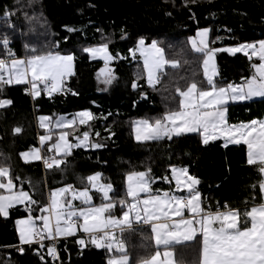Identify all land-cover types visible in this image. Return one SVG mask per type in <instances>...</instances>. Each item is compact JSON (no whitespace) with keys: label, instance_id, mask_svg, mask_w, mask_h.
Here are the masks:
<instances>
[{"label":"trees","instance_id":"obj_1","mask_svg":"<svg viewBox=\"0 0 264 264\" xmlns=\"http://www.w3.org/2000/svg\"><path fill=\"white\" fill-rule=\"evenodd\" d=\"M5 11L11 21H0V36L7 35L13 41L19 57H27L29 50L36 48L40 53L72 54L75 60L74 75L65 82L75 95L54 93L50 98L41 92L32 99L23 84L5 85L0 94V100L12 101L10 107L0 110V165L10 167L13 178L21 179L17 184L37 201L31 207L33 218L48 204L50 190L69 184L82 189L84 178L95 173H101L102 181L113 186L111 197L116 200L125 197L126 175L131 171L151 169L154 189H173L174 184L163 179L170 178L172 167H185L200 180L198 189L206 207L228 204L244 209L260 200L261 174L256 166L247 164L245 145L225 146L221 140L205 145L196 133L138 142L132 122L161 117L177 105L176 86L183 89L192 80L204 79L202 56L193 52L189 43L198 29L210 30L211 49L264 40V0H0V15ZM10 22L14 27H9ZM140 38L147 43L157 41L166 59L179 62L176 68H165L156 90L146 83L140 56L134 57L130 51ZM103 43L114 57L111 65L115 71L111 73L115 79L110 85L100 80L102 75L98 78L105 63L82 51ZM253 62L240 52L219 53L217 81L222 85L242 83L251 76ZM133 83L138 87L133 88ZM33 104L38 106L36 111ZM85 110L96 118L65 130H70L74 140L87 131L90 140L103 147L74 149L61 164L63 170L55 166L43 169L41 160L24 162L20 158V152L39 147V137L46 132L37 123L39 115H71ZM263 118L264 98L228 105L231 124ZM17 127L21 132L15 133ZM41 148L44 156L51 157L49 145ZM27 208H13L8 218L0 215V264H57L49 258L40 259L33 245H24L19 253L12 248L19 244L15 220L30 214ZM115 209L123 210L119 205ZM150 235L147 227L123 234L130 264H140L142 258L155 254L157 248ZM77 241L60 240L62 264H108L111 253L106 249L88 242L81 246ZM173 248L178 264H198L199 243Z\"/></svg>","mask_w":264,"mask_h":264},{"label":"snow or ice","instance_id":"obj_2","mask_svg":"<svg viewBox=\"0 0 264 264\" xmlns=\"http://www.w3.org/2000/svg\"><path fill=\"white\" fill-rule=\"evenodd\" d=\"M33 2L35 0H29V3ZM195 2L196 0H192V3ZM9 15L5 11V20ZM9 27L14 25L9 24ZM67 30L76 31L73 28ZM208 31L204 29L197 32L199 39L189 38L192 51L202 56L204 79L192 80L183 89L176 86L175 93L179 97L177 105L161 117L133 121L135 139L138 142L171 140L174 136L196 133L201 136L205 145L217 139H223L225 146L243 144L247 149V164L256 166L262 176L259 189L264 199V119L231 124L226 115L230 102L251 100L254 97L264 98V40L231 48L211 49L206 39ZM8 45V37L0 36V46L6 50L5 58H0V94L3 93L5 85L11 84L30 86L27 90L33 99L40 96L42 90L50 98L54 93L72 92L65 83L68 77L74 75L72 54L62 55L52 51L40 53L36 48H31L30 55L19 59ZM82 51L90 54L93 59L104 60L105 68L101 69L98 78L105 74L102 82L110 85L115 76L107 67L113 59L108 51V44L85 47ZM130 51L134 57L139 51L143 58L147 83L153 90H156V85L161 83L166 74L165 65L172 68L179 66L178 61L166 59L165 50L155 40L146 46L145 41L140 39L137 47ZM216 52H228L232 55L240 52L250 61L257 57L259 63L251 64L253 74L242 83L222 85L214 79L218 76L215 65ZM136 87L138 85L133 83V88ZM11 103V100H0V108ZM95 118L94 114L87 110L74 114L71 119L65 116H59L54 121L52 117L38 118L42 128H49V125L54 124L61 129L57 142L49 151L55 149L56 154L62 158L57 159L55 155L45 158L46 168L55 166L63 170L61 164L66 162L74 147H103L99 143H90V134L87 131L82 134V139L77 137L79 143L72 144L68 139L69 133L64 131L66 128H72L77 121L84 125ZM14 131L19 133L21 128L17 127ZM51 138L50 131L48 135L41 136V145ZM40 152L41 149L36 148L21 153V156L28 162L29 156L41 159ZM150 173L151 169L147 172H129L126 175L125 197L119 200L109 196V193L113 192L110 183H100L101 173L87 176L84 178L85 186L82 189H76L69 184L50 191L48 205L40 209L48 215L33 219L30 206L37 201L22 187L17 189L14 180L20 178L12 177L10 167L0 165V190H4L0 192V215L7 217L9 209L27 202L29 216L16 221L21 244L38 243L43 248L45 239L55 241L58 237L73 236L79 228L88 234L89 243L113 253L108 264H130L123 234L135 231L134 225L141 228L148 226L151 230L150 238L154 239L157 248L154 255L142 258L140 264H171L173 252L167 249L186 242H197L201 245L198 264H264V202L244 209L231 208L228 204H224L223 209L220 205H217L215 210L205 208L202 206L201 194L197 187L200 180L190 175L187 168L172 167L171 178H163L167 183L175 181V189L171 191L153 190L155 180ZM252 187L255 188L256 185ZM93 189L95 193L90 194ZM180 192L184 194H178ZM94 194H101L102 203L98 206L93 204ZM141 194H144L143 198ZM74 201H79V205ZM117 205L126 209L123 210L121 218H117L113 212ZM52 217L55 218L54 225ZM36 220H41L42 226H38ZM77 242L81 246L85 245L83 238ZM19 251L23 252L24 249L21 247ZM48 255L54 260L59 259L55 243L48 247ZM161 255L164 260L160 259ZM41 259L43 260V256Z\"/></svg>","mask_w":264,"mask_h":264},{"label":"crops","instance_id":"obj_3","mask_svg":"<svg viewBox=\"0 0 264 264\" xmlns=\"http://www.w3.org/2000/svg\"><path fill=\"white\" fill-rule=\"evenodd\" d=\"M204 29H208V28H201V29H198L197 30V32H199V31H202V30H204ZM209 30V29H208ZM197 32H196V34L194 35V36H192L191 38H197ZM140 39H143L144 41H145V45L147 46V45H150L151 43H147L146 42V40L144 39V38H140ZM139 39V40H140ZM197 39H199V38H197ZM206 39H207V42H208V46L210 45V30L208 31V34H207V37H206ZM139 40L137 41V44H138V42H139ZM137 44H136V47H137ZM209 48H210V46H209ZM217 48H219V47H217ZM213 49H216V48H213ZM108 51H109V49H108ZM110 52V51H109ZM60 53V52H59ZM137 53H138V55L140 56V53H139V51H137ZM217 53V57H215V65H216V67H217V58H218V55H219V53H221V52H216ZM60 54H62V55H66V54H63V53H60ZM112 55V54H111ZM89 56H90V54H89ZM19 59H24V57H18ZM91 58V57H90ZM91 59H93V58H91ZM140 59H141V61H142V63H143V58L140 56ZM247 59H248V57H247ZM93 60H101V61H103L104 62V60L103 59H100V58H96V59H93ZM113 61H114V57H113V59L108 63V64H111V63H113ZM249 61V60H248ZM252 61H254L255 63H259V60L258 59H255V60H252ZM105 63V62H104ZM168 65H165V68L167 67ZM170 66V65H169ZM165 68H164V70H165ZM217 70H218V67H217ZM254 71V70H253ZM253 71H252V74H253ZM73 72H75V60L73 61ZM252 74H251V76H252ZM146 72H145V78H146ZM250 76V77H251ZM217 77L218 76H216V77H214V79L215 80H217ZM100 80H102V76H100ZM146 83H147V78H146ZM234 84H240V83H234ZM147 85H148V83H147ZM149 86V85H148ZM255 99H262L261 97L260 98H258V97H254L253 99H251V100H255ZM2 100H9V99H2ZM246 101H250V100H246ZM238 102H244V101H238ZM231 103H236V102H230L229 104H231ZM12 104V103H11ZM11 104L10 105H8V106H6V107H4V108H7V107H10L11 106ZM4 108H0V110L1 109H4ZM88 111V110H87ZM79 112H82V111H78V112H75V113H73V114H71V115H69V114H60V115H56V116H50V115H45V117H52L53 118V121L57 118V117H59V116H65V117H67L68 119H71L72 118V116L74 115V114H76V113H79ZM227 119H228V111H227ZM264 119V118H263ZM138 120H142V119H138ZM137 121V120H136ZM229 122V121H228ZM37 123H38V125H39V127H41L40 126V123H39V120L37 121ZM45 123H47V121L45 122ZM77 124H79V123H76L72 128H75V127H77ZM67 129V128H66ZM68 129H71V128H68ZM65 130V129H64ZM44 131H46L44 134H42V135H40V137L41 136H43V135H48L49 134V131L51 132V136H52V138L50 139V140H48V141H46L45 143H44V145H49V147L51 148L52 147V145L55 143V142H57V140H58V138H59V134H60V132H61V129L60 128H58V127H55L54 126V124L53 125H49V128H44ZM65 131H67L68 133H69V136H68V139H69V141L72 143V144H77V143H79L80 142V140H78L77 138L74 140L73 138H72V133L70 132V130H65ZM134 132V131H133ZM134 136H135V133H134ZM40 137H39V141H40ZM81 139H82V136L80 137ZM217 140H221L222 141V143L225 145V142H224V140L223 139H217ZM214 141H216V140H214ZM89 142L90 143H97V142H95V141H91L90 140V138H89ZM210 142H212V141H210ZM44 145H41V142H40V144H39V147H31L30 149H28V150H25V151H23V152H20V158L25 162V159L21 156V153H24V152H27V151H29V150H32L33 148H39V149H42L41 147L42 146H44ZM228 145H232V144H228ZM76 148H84V149H90V148H92V147H86V146H81V147H74L73 149H72V151L74 150V149H76ZM71 151V152H72ZM51 157L52 156H54L55 155V157H57V156H60V155H57L56 154V151H55V149H52V151H51ZM40 155H42V151L40 152ZM38 160H41V159H34V158H31V159H28V162H33V161H38ZM176 168H185V167H176ZM96 174V173H95ZM190 174V173H189ZM12 175V174H11ZM94 175V174H93ZM191 175V174H190ZM171 176H172V173H171V175H170V178H171ZM13 177V176H12ZM261 179H262V176H261ZM21 180V179H20ZM261 181V180H260ZM14 183L17 185V189H19V188H21V184H17V182H16V180H14ZM100 183H103V184H108V183H105V182H103L102 181V177H101V180H100ZM174 184V188L173 189H171V190H174L175 189V181L174 180H172V182L170 183V185L171 184ZM126 186H127V184H126ZM199 186V185H198ZM197 186V187H198ZM62 187H64V186H62ZM62 187H59V188H62ZM74 187V186H73ZM75 188V187H74ZM152 188H153V186H152ZM23 189V188H22ZM56 189H58V188H56ZM77 189V188H76ZM14 190H16V189H14ZM24 191H27V190H25V189H23ZM53 190H55V189H53ZM153 190H160L161 192L162 191H171V190H169V189H163V188H153ZM2 191H4V190H0V192H2ZM50 191H52V190H50ZM49 191V192H50ZM200 191V190H199ZM28 192V191H27ZM49 192H48V195H49ZM92 193H95V190L93 189V190H91V192H90V194H92ZM112 193V192H111ZM111 193H109V196L111 197ZM29 194H30V192H29ZM178 194H181V195H183L184 193L183 192H180V193H178ZM200 194H201V199H202V206L203 207H205V208H208V207H206L205 206V204H204V200H203V197H202V193H201V191H200ZM31 195V194H30ZM100 195L101 194H94L93 195V204H95V205H100L101 203H102V201H101V199H100ZM143 195L144 194H141V198H143ZM259 196H260V200L256 203V204H259V203H262V202H264V199H262V194H261V192H260V189H259ZM129 200H131V198L129 197L128 198ZM104 203H107V201H103ZM48 203H49V200H48ZM74 203L75 204H77V205H79V201H74ZM186 203V202H185ZM24 205H28L27 204V202H25V204H22V205H16L15 207H13V208H16V207H21V206H24ZM48 205V204H47ZM46 205V206H47ZM33 205H31L30 207H32ZM252 206V205H251ZM250 206V207H251ZM28 207H29V205H28ZM43 207H45V206H43ZM212 207V206H211ZM13 208H11V209H9L8 210V216L7 217H5V216H3V215H1L2 217H4V218H8V217H10V215H11V211H12V209ZM212 209L213 210H215V208H213L212 207ZM222 209H223V207H222ZM240 209V208H239ZM123 210H126V209H123ZM123 210L122 211H120V212H118V211H116V209H114L113 210V212H114V215L117 217V218H121L122 217V212H123ZM44 215H48V213H46V212H42V211H40L39 212V215L37 216V217H41V216H44ZM29 216V214L28 215H25V216H22V217H19V218H17L16 220H15V226H16V229H17V233H18V226H17V224H16V221L17 220H20V219H26L27 217ZM186 216H187V213H186ZM33 219H35V218H33ZM175 219V218H174ZM36 223H40V224H42L43 222L41 221V220H36ZM52 223H53V225H54V223H55V218L54 217H52ZM140 226H137V225H134V228H139ZM143 227H147V228H149L148 226H143ZM141 228V227H140ZM150 229V228H149ZM118 231V230H117ZM151 231V230H150ZM69 238H76L77 240H79V239H81V238H83L84 240H85V244L88 242V234H85V233H83L79 228L77 229V231H76V234L75 235H73V236H68V237H58V239H60V240H62V239H69ZM18 239H19V244L18 245H22V246H24V245H29V244H21V241H20V235H19V233H18ZM89 243V242H88ZM154 243H155V241H154ZM187 243V242H186ZM31 245V244H30ZM16 246V245H15ZM175 246V245H174ZM13 247V246H12ZM168 251H171V252H173V256L170 258L171 259V264H178L177 263V261H176V257H175V249L173 248V246L172 247H170L169 249H167ZM161 252H163V250H161ZM113 255V253H111V255H110V257ZM109 257V258H110ZM130 257V256H129ZM109 258H108V260H109ZM160 259L161 260H164V257H163V255H161V257H160ZM165 264H167V262H165Z\"/></svg>","mask_w":264,"mask_h":264},{"label":"built area","instance_id":"obj_4","mask_svg":"<svg viewBox=\"0 0 264 264\" xmlns=\"http://www.w3.org/2000/svg\"><path fill=\"white\" fill-rule=\"evenodd\" d=\"M2 20H5V18H4V14L0 15V21H2ZM7 20L11 21V19L9 18V16L7 17ZM10 24H11V22H10ZM11 25H12V24H11ZM6 36H7V35H6ZM8 39H9V45H8V48H9V49L11 50V52L14 53L15 56L18 58V57H19V56H18V52H17L15 46L13 45V41H12L9 37H8ZM5 56H6V50L3 49L2 46H0V58H5ZM24 58H25V57H24ZM255 59H258V58H257V57H253V58H252V60H255ZM248 60H249V59H248ZM252 60H251V61H252ZM249 61H250V60H249ZM29 87H30V86H28V85L25 87V92L28 93V94L32 97V99H33V96H32V95L29 93V91L27 90ZM41 87H42V86H41ZM41 92H42V93H46V92H44L43 90H42ZM37 108H38V106H36L35 104H33V110L36 111ZM45 158H48V157L44 156L43 153H42V155H41V163H42V167H43V169L46 168L45 163H44V159H45ZM49 162H51V160H49ZM185 202H186V201H185ZM208 208H211V209H212V207H211L210 204H208ZM59 242H60V239H58V238H56L55 241H50V240H48V239H45V240L43 241V244H44V247H43V248H41L40 245H39L38 243H33V244H31V245L35 246V251H36V250H39V251H40V254H39V258H40V259H41V256H43V259L49 258V259H51L52 261L56 262L57 264H62V260H61V257H60L61 248H60V246H59ZM52 243H55V247H56V250H57L58 257H59L58 260H54L50 255H48V247H49ZM21 247H23V246H22V245H16V246H13L12 248L15 250V252L19 253V252H20V251H19V248H21Z\"/></svg>","mask_w":264,"mask_h":264},{"label":"rangeland","instance_id":"obj_5","mask_svg":"<svg viewBox=\"0 0 264 264\" xmlns=\"http://www.w3.org/2000/svg\"><path fill=\"white\" fill-rule=\"evenodd\" d=\"M236 46H238V45H229V46H224V47H219V48H231V47H236ZM219 48H216V49H219ZM250 51V50H249ZM135 55H138V53L136 52V54ZM215 57H217V53H215ZM105 79V75H102V80L101 81H103ZM258 98H260V97H258ZM41 116H45V115H39L38 116V118L39 117H41ZM39 120V119H38ZM40 123V122H39ZM77 123H79L78 121H77ZM33 149H36V148H33ZM27 152H30V150L29 151H27ZM32 158V156H29V158L28 159H31ZM42 217V216H41ZM37 225L38 226H42V224H40V223H37ZM18 233H19V231H18ZM20 235V234H19Z\"/></svg>","mask_w":264,"mask_h":264},{"label":"water","instance_id":"obj_6","mask_svg":"<svg viewBox=\"0 0 264 264\" xmlns=\"http://www.w3.org/2000/svg\"><path fill=\"white\" fill-rule=\"evenodd\" d=\"M107 67H108V69H111V72H112V73L115 71V66H114V65L108 64ZM104 68H105V65L99 69V73H101V69H104ZM101 75H105V74H101ZM165 177H168V176H165ZM168 184H170V183H168ZM35 253H36V255L39 256L40 251H39V250H36ZM44 260H45V259H44Z\"/></svg>","mask_w":264,"mask_h":264}]
</instances>
